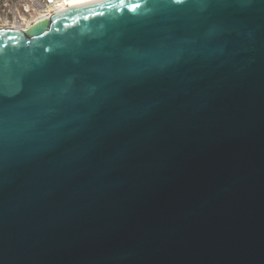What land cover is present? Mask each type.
<instances>
[{
  "label": "water",
  "instance_id": "obj_1",
  "mask_svg": "<svg viewBox=\"0 0 264 264\" xmlns=\"http://www.w3.org/2000/svg\"><path fill=\"white\" fill-rule=\"evenodd\" d=\"M0 264H264V0L0 28Z\"/></svg>",
  "mask_w": 264,
  "mask_h": 264
},
{
  "label": "built area",
  "instance_id": "obj_2",
  "mask_svg": "<svg viewBox=\"0 0 264 264\" xmlns=\"http://www.w3.org/2000/svg\"><path fill=\"white\" fill-rule=\"evenodd\" d=\"M38 0H0V28L24 29L30 25L37 17L55 13L62 0H54L48 3V0H39L42 7L36 6ZM32 16V20L29 18Z\"/></svg>",
  "mask_w": 264,
  "mask_h": 264
},
{
  "label": "bare ground",
  "instance_id": "obj_3",
  "mask_svg": "<svg viewBox=\"0 0 264 264\" xmlns=\"http://www.w3.org/2000/svg\"><path fill=\"white\" fill-rule=\"evenodd\" d=\"M83 1H87V0H62L61 4L58 7H56V10L54 12L56 13L60 9L69 8V7H71V6L75 5V4L80 3V2H83ZM53 2H54V0H48V3H53ZM34 4H36V6L39 7V8L42 7V4H41V2L39 0L38 1H35ZM49 15H43L42 17H37L32 22H37V21H41L43 19L49 18ZM28 26H29V24L26 27H28Z\"/></svg>",
  "mask_w": 264,
  "mask_h": 264
},
{
  "label": "rangeland",
  "instance_id": "obj_4",
  "mask_svg": "<svg viewBox=\"0 0 264 264\" xmlns=\"http://www.w3.org/2000/svg\"><path fill=\"white\" fill-rule=\"evenodd\" d=\"M32 19H33V18H32V16H31V17L29 18V21L32 20Z\"/></svg>",
  "mask_w": 264,
  "mask_h": 264
}]
</instances>
